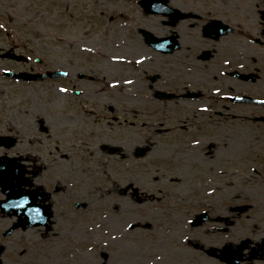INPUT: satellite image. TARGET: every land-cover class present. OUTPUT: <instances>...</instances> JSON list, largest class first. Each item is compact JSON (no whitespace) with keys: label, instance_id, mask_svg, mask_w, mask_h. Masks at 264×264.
<instances>
[{"label":"flooded vegetation","instance_id":"obj_1","mask_svg":"<svg viewBox=\"0 0 264 264\" xmlns=\"http://www.w3.org/2000/svg\"><path fill=\"white\" fill-rule=\"evenodd\" d=\"M170 2L167 0L169 9L162 14L161 35L139 28V39L117 40L111 48L116 49L114 52L83 43L84 49L80 48L78 56L76 53L68 58L70 67L57 69L64 74L59 78L66 80L63 91L71 97L70 104L75 103L94 124L101 119L112 130H116L114 126L126 130V140H117L113 149L101 147L109 155H133L137 159L153 155L159 149L156 143L149 139L138 143V137H132L145 130L150 138L185 134L190 149L198 147L210 157L206 160L215 163L214 169L219 170L212 172L207 168L213 184H208L210 190L204 193V200L201 195L197 211L195 206L186 207L183 215L187 219H207L209 209L200 207L217 195L219 184L223 185L219 193L228 191L225 196L233 202L230 212L239 217L261 214L264 218V133H234L235 122L241 126L251 122L264 124V0H180L173 5ZM141 10L143 15H151ZM120 56L132 62L111 61ZM0 59L22 65L3 70L0 78L4 81L22 85L53 83L49 76L52 70L23 68L34 62L40 66L42 61L17 53L16 46L1 52ZM105 67L108 72L100 73ZM131 67V72L121 70ZM4 71L45 78L17 79L5 76ZM8 85L0 90V167L12 171L0 180V225L5 220L12 222L6 228L0 226V264L9 251L12 230L40 229L42 238L53 233V196L65 189L52 176L53 124L37 114L27 99L9 100ZM138 86H143L141 94L137 93ZM108 90H112L114 98L107 94ZM131 137L136 141L132 147L128 140ZM216 149L222 155L213 160L219 154ZM195 155L186 156L192 165L198 161ZM146 166L151 168L149 162ZM162 190L153 188L152 194L143 199L140 188L130 184L122 193L129 194L135 205L148 202L155 204L150 210L160 212L162 207L166 208L156 197ZM11 191L18 198L10 196ZM74 206L78 209L83 204ZM171 218L178 219V213ZM220 230L231 232L230 226ZM23 236L17 238L29 246L32 240L26 241ZM228 245L232 252L241 249L240 264H264V234L257 241L248 239L240 245L226 243L199 249L204 247V253L220 261L219 250Z\"/></svg>","mask_w":264,"mask_h":264},{"label":"rangeland","instance_id":"obj_2","mask_svg":"<svg viewBox=\"0 0 264 264\" xmlns=\"http://www.w3.org/2000/svg\"><path fill=\"white\" fill-rule=\"evenodd\" d=\"M138 3L139 0H0V53L16 46L17 53L42 61L40 66L33 61L23 68L54 72L68 69V58L76 53L78 56L83 43L114 52L116 49L111 48L117 40L139 39V28L161 35L162 16L143 15ZM96 4L99 7L95 9ZM7 60L0 59V77L3 70L22 66ZM111 61L130 64L132 59L120 56ZM105 63L111 65L109 61ZM107 68L99 72L106 74ZM121 70L131 72L133 68ZM55 80L22 85L0 78V90L9 84V100L27 99L37 114L53 124L52 176L59 186H65L59 196H53V233L42 238L40 229L12 230L3 264H224L204 253V247L240 245L248 239L257 241L264 234L261 214L239 217L230 212L233 202L225 196L228 191L219 193L222 184L208 204L202 202L200 208L209 209L207 219L199 218L201 223L194 225L192 221L196 219H187L183 214L188 206H195L197 211L201 195L204 200V193L210 190L208 184H213L207 168L212 172L219 169L207 161L210 157L198 147L190 149L185 134L150 138L145 130L132 137H138V143L146 139L156 143L159 149L153 155L147 159L109 155L101 147L113 149L117 140H126V130L118 126L112 130L101 119L94 124L75 103L70 104L71 97L63 91L66 80ZM138 87L137 93L141 94L143 86ZM107 94L115 97L112 90ZM234 131L252 136L264 133V124L251 122L241 126L235 122ZM132 137L128 139L130 147L136 142ZM216 151L219 154L213 160L222 155ZM193 153L198 159L194 165L186 159ZM148 162L151 168L146 166ZM130 184L140 188L143 199L152 194L153 188L158 192L163 189L156 197L166 208L158 212L150 210L155 204L135 205L129 194L122 193ZM75 203L83 206L76 209ZM174 213H178V219L171 218ZM10 220L0 226L6 228ZM132 225L136 227L131 228ZM228 226L231 232L220 230ZM17 236L32 243L27 246Z\"/></svg>","mask_w":264,"mask_h":264},{"label":"water","instance_id":"obj_3","mask_svg":"<svg viewBox=\"0 0 264 264\" xmlns=\"http://www.w3.org/2000/svg\"><path fill=\"white\" fill-rule=\"evenodd\" d=\"M141 4L145 8H147V10L149 12L157 13V12H160V11L162 12L164 10V8L166 9V0H143L141 2ZM58 75L59 74H57V73L56 74H50V76H52L53 78L54 77H58ZM17 77H23V76L22 75H17ZM33 78L41 79V78H44V77L43 76H34ZM10 171H12V170H10V169L9 170H3V168L0 167V180H4L7 177H9V175H11ZM10 196L18 198L19 195H17L16 193H13L11 191L10 192ZM199 223H200L199 219H198V221H195V224H199ZM231 249L232 248L230 246H227V247H225L224 249H222L220 251L221 254H222L221 255V260L223 262L230 263V264H239L240 261H241V255H240V250L241 249L238 248L236 250V252H232Z\"/></svg>","mask_w":264,"mask_h":264}]
</instances>
